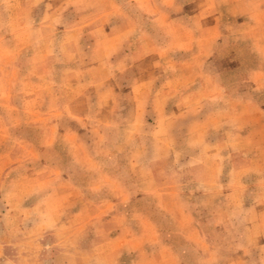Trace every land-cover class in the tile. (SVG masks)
Segmentation results:
<instances>
[{
	"label": "rangeland",
	"instance_id": "374dc122",
	"mask_svg": "<svg viewBox=\"0 0 264 264\" xmlns=\"http://www.w3.org/2000/svg\"><path fill=\"white\" fill-rule=\"evenodd\" d=\"M205 1L0 0V264H264V27Z\"/></svg>",
	"mask_w": 264,
	"mask_h": 264
},
{
	"label": "crops",
	"instance_id": "0c3cea01",
	"mask_svg": "<svg viewBox=\"0 0 264 264\" xmlns=\"http://www.w3.org/2000/svg\"><path fill=\"white\" fill-rule=\"evenodd\" d=\"M231 3V9H238L242 11L252 22L249 26H261L264 27V0H228ZM221 9L217 3L213 0H207L203 3V13L213 12ZM218 25V23H217ZM254 42L264 43V39L253 40Z\"/></svg>",
	"mask_w": 264,
	"mask_h": 264
}]
</instances>
